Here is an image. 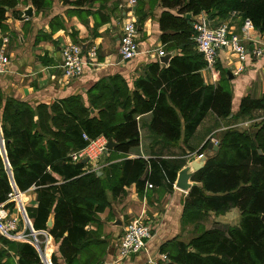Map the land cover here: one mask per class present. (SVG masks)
Returning <instances> with one entry per match:
<instances>
[{"label": "trees", "instance_id": "trees-1", "mask_svg": "<svg viewBox=\"0 0 264 264\" xmlns=\"http://www.w3.org/2000/svg\"><path fill=\"white\" fill-rule=\"evenodd\" d=\"M51 0H29L41 11ZM159 40L164 53L179 51L168 66L147 65L143 78L132 91L120 77L99 80L80 96L56 100L51 105L32 108L26 102L3 96L0 90V210L11 212L14 203L7 195L34 188L37 206L25 214L34 232H46L48 247H56L64 264H100L106 242L98 214L109 206L112 197L124 194V188L165 185L172 190L177 173L185 160L127 159L139 147L137 117L149 114L148 132L165 144H176L182 137L187 144L208 113L228 120L231 93L226 70L216 85L203 82L199 72L204 61L194 48L191 21L185 16L203 15L208 23L224 21L234 14L237 24L249 20L257 33L264 35V0H157ZM76 8L93 0H59ZM16 0H0V29L6 13L15 11ZM137 5V24L146 15ZM238 25V26H239ZM220 68V65H216ZM264 110L261 99L243 98L231 120L250 119L252 112ZM91 111L93 112L91 114ZM252 136L235 130L223 132L217 152L196 172L193 186L183 202L181 225L195 213L225 215L233 209L240 213V223L226 232L208 230L189 243L178 238L162 244L163 264H264V122L254 125ZM98 137L113 140L111 151L122 160L87 172V164L73 163L69 155L87 147ZM198 155L206 150L207 144ZM110 152V151H109ZM4 157V159H3ZM101 174L98 175V172ZM58 179H57V178ZM53 216L50 229L46 223ZM96 230H91L90 226ZM1 237V236H0ZM40 249L43 250V237ZM0 264H44L30 241L2 237ZM48 264H57L51 249L44 252Z\"/></svg>", "mask_w": 264, "mask_h": 264}, {"label": "crops", "instance_id": "crops-1", "mask_svg": "<svg viewBox=\"0 0 264 264\" xmlns=\"http://www.w3.org/2000/svg\"><path fill=\"white\" fill-rule=\"evenodd\" d=\"M136 1L137 5L142 6L141 12L146 17L138 32L140 53L127 63L121 62L118 56L121 25L127 17L126 0H93V3L78 8L53 0L50 9L44 13L36 11L28 2L27 5L17 6L15 11L31 6L33 10L31 18H23L21 12L18 17H13L12 11L6 13L4 30L0 29V50L3 38L8 39L4 50L8 63L0 70V90L3 96L26 102L32 108L41 104L49 106L56 100L71 96H80L86 101L87 91L99 80L120 77L132 91L134 82L145 76L148 64L158 63L160 68L166 67L158 62L157 57L158 51H165L159 40L158 28V20L163 9L157 0L154 5L152 0ZM135 10L134 17L138 21ZM229 24L233 34L239 35L240 25L237 22L236 25L233 22ZM209 25L216 27L219 23L213 21ZM68 44L85 45V53L95 49L97 57L95 67L87 66L79 79L66 86L59 78V66L60 49ZM243 44L250 50L262 47V56L254 58L249 54L241 61L235 54L222 50L217 58V64L233 75V78L228 80L233 116L238 112L243 98L264 97V35L261 36L260 44L251 42ZM178 52L175 51V55H178ZM199 74L203 82L210 85L207 83L206 72L201 70ZM260 111H253L252 117ZM149 121V114L137 117L139 147L131 150L127 154V159L187 162L190 157L199 156L200 149L206 142L214 139L221 127L237 120H222L208 113L186 145L183 144L182 137L176 144H165L161 138L154 137L147 129ZM205 152L206 150L202 155ZM121 160L116 153L111 151L104 153L97 160L98 171ZM94 165V162H88L86 168ZM100 174L101 171L98 172V175ZM147 185L143 187L142 193L137 191L134 184L125 187L124 194L118 197H112L108 192L109 206L98 214L101 239L106 242L105 256L100 264H114L115 249L123 226L133 218H140L149 224L152 237L147 252L121 264H160L159 260L165 257L159 253L160 246L175 238L180 240L179 236L183 231L181 215L187 193L177 190L174 184L172 190L165 185H150L151 188ZM22 194L23 210L37 206L34 188ZM234 210L236 209L229 213ZM9 214L16 218L22 217L19 207H13ZM90 229L95 231L96 227L92 225ZM48 248L56 253L57 264H64L57 252V246ZM11 256L16 264V257L12 253Z\"/></svg>", "mask_w": 264, "mask_h": 264}, {"label": "built area", "instance_id": "built-area-1", "mask_svg": "<svg viewBox=\"0 0 264 264\" xmlns=\"http://www.w3.org/2000/svg\"><path fill=\"white\" fill-rule=\"evenodd\" d=\"M137 5L136 0H126L127 17L121 25V35L118 44V56L121 62L127 63L134 60L140 53L138 43V29L137 21L134 17V10ZM235 15L232 14V20ZM206 18L203 15L194 17L191 22L192 30L194 32L193 42L194 48L198 54L201 55L204 61V72L210 76L209 83L216 85L218 81L215 79L214 69L217 65L218 54L222 50H228L235 54L241 61L251 54L254 58H260L263 54L262 47H255L250 50L243 44V42H251L249 35L257 33L249 20H244L239 27L240 34H233V30L229 23L219 24L216 27H211L205 24ZM7 38H3L0 50V70H3L8 59L4 55V50ZM246 50L248 53L246 54ZM163 51H158L157 57L163 56ZM96 50L91 49L85 53L82 47L78 44H68L60 49V66L59 78L66 86L79 79L87 66H96ZM217 77V75H216ZM263 120V119H262ZM252 121L243 123L244 127H249ZM256 124V123H255ZM254 124V125H255ZM242 124H240L241 126ZM239 126V125H238ZM236 126H229L221 129L235 130ZM83 139L88 141L87 137L83 135ZM108 140L104 137H98L95 140L88 141V145L83 150L72 153L69 158L73 163L80 162L84 158H88V162H94V167L87 168V172L98 171L97 160L105 153V146ZM211 142L216 145L217 140L212 139ZM198 157H202L199 155ZM147 187L151 188L150 185ZM7 203H14V207H19L21 210L23 222L16 217H13L6 211L0 210V236L13 241H30L38 250L39 255L44 264H48L45 258V250L48 248V239L46 232H34L31 229L30 222L24 214L23 210V194L16 190L11 191L7 195ZM22 223V224H21ZM43 237V250L40 249V242L37 236ZM152 237V229L149 224L140 220V218H133L128 220L123 226V231L117 241L115 249L114 264H121L135 256L141 255L148 250V243ZM164 258V257H162ZM150 262V260H149Z\"/></svg>", "mask_w": 264, "mask_h": 264}, {"label": "rangeland", "instance_id": "rangeland-1", "mask_svg": "<svg viewBox=\"0 0 264 264\" xmlns=\"http://www.w3.org/2000/svg\"><path fill=\"white\" fill-rule=\"evenodd\" d=\"M16 1H17V4H16L15 8L19 5H27V3L29 2V0H16ZM52 1L53 0H51L49 2V4L46 5L45 8L43 10H41L40 12L44 13L45 11L50 9ZM152 1H153V5H154L156 0H152ZM12 16L18 17L16 14L14 15L13 13H12ZM230 22H233V24L236 25L237 19L233 18L231 20L229 18V19H226L224 21H217V23H219V24H226V23H230ZM221 69H223V68H221V67L217 68L216 67L214 69L215 79L218 82L220 79L224 78V74L221 72ZM216 75H217V77H216ZM206 78H207V83H209L210 76L208 74L206 75ZM216 84H217V82H216ZM238 119H237V121H234L230 124H225L224 127H221V128L219 127L220 130L217 131V133L215 134V136L213 138L219 142V140L221 139V137L223 135V132H225L227 130H233V129H226V130L221 131V129L227 128V127L233 126V125L236 126L235 131H238L239 133H243V134H247L249 136H252L256 130L254 127V124L261 122V121L264 122V112H263V110H261L260 112H258V114L251 117L250 119H241V120H238ZM228 120H231V118H229ZM252 120L254 122H253V124L251 123L249 125V127L246 128L243 126V123L248 122V121H252ZM240 124H242V125L240 126ZM0 150H1L0 154L2 153L1 155L4 156L3 151H2L1 141H0ZM228 213H226L227 215L225 214L226 216L225 215H215L213 213H209L208 215L203 216L200 213H195L194 215L190 216L186 222H184L182 224L181 228L183 231L181 232V235L179 236L180 240L184 243H189L190 241L201 236L204 232H206L208 230L216 229L219 231L226 232L229 228L237 227L240 223V213H238L237 210H234L232 213H229V214ZM18 219L21 220V222H23L22 217H19ZM1 240H2V237H0V242H1ZM165 259H166V256L164 258L160 259L159 263L163 264Z\"/></svg>", "mask_w": 264, "mask_h": 264}, {"label": "water", "instance_id": "water-1", "mask_svg": "<svg viewBox=\"0 0 264 264\" xmlns=\"http://www.w3.org/2000/svg\"><path fill=\"white\" fill-rule=\"evenodd\" d=\"M32 7L29 6L26 9H22L19 12H21L23 14V18H31L32 17ZM185 18L188 21H193L194 17L191 14H187L185 16ZM206 26H208V21H205ZM137 29L138 32L140 31V25L137 24ZM261 34L256 33L254 35H249L248 38L252 41L261 42ZM82 49H85V45L81 46ZM248 53V50H246V54ZM175 55V52H170L165 54L164 56H159L158 57V62L164 66H168V63L170 61V59ZM226 77L228 78V80H231L233 78V75L229 72L226 71ZM93 112L91 111V114ZM232 114L229 116V118H231ZM117 146V144L109 139L106 146H105V153L112 151L115 147ZM219 148V142L214 145L212 142H209L207 144V148H206V152L204 155H202V157H190L188 159V161L186 162V164L181 168V170H179V172L177 173V177L174 183V187L184 193H188L189 190L193 187V186H200V184L194 183L191 181V178L193 177V175L198 172L200 169H202L207 161L208 158L212 157L218 150ZM88 158H84L83 160H81V163L83 165L88 163ZM262 220H264V217L262 218ZM53 224V216L51 215L46 223V226L48 229H50L52 227Z\"/></svg>", "mask_w": 264, "mask_h": 264}]
</instances>
